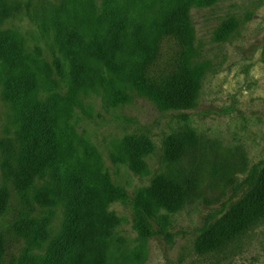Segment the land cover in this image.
Instances as JSON below:
<instances>
[{
  "label": "rangeland",
  "instance_id": "374dc122",
  "mask_svg": "<svg viewBox=\"0 0 264 264\" xmlns=\"http://www.w3.org/2000/svg\"><path fill=\"white\" fill-rule=\"evenodd\" d=\"M5 1L10 11L3 31L35 58L41 95L53 104L86 160L90 213L106 214L104 251L109 261L264 264V218L219 253L196 252L197 242L253 186L264 166V0H209L190 8L192 54L206 67L193 106L173 110L158 109L132 87L113 89L107 80L98 85L95 78L94 87L71 90L54 44L55 28L65 23L83 32L88 27L101 31L99 15L108 0ZM229 21L237 23L234 31L226 41H214V29ZM163 52L169 58L171 42ZM13 118L10 102L0 93V190L7 195L0 210V264H20L25 249L44 253L47 246L34 249L14 233L15 225L49 216L53 236L62 221V208L50 201L39 182L19 188L6 175V155L16 130ZM185 128L194 132L197 144L180 161L168 163L170 136ZM60 138L66 142L67 135ZM164 174L193 181L182 205L152 196L154 183ZM139 223L151 234H142ZM90 245V255L96 257V245Z\"/></svg>",
  "mask_w": 264,
  "mask_h": 264
},
{
  "label": "trees",
  "instance_id": "16d2710c",
  "mask_svg": "<svg viewBox=\"0 0 264 264\" xmlns=\"http://www.w3.org/2000/svg\"><path fill=\"white\" fill-rule=\"evenodd\" d=\"M204 1L209 0H108L99 15L101 31L88 27L83 32L58 23L54 44L64 60L71 90L94 87L96 78L98 85L100 80H107L113 89L115 85L132 87L160 110L193 106L206 64L192 54L189 11ZM9 11L8 3L0 0V93L10 102L16 124L5 160L6 175L19 188L39 182L50 201L62 208L60 230L53 236L49 216L14 226V233L34 249L42 243L47 245L44 253L31 249L28 253L29 248L25 249L20 264H112L104 251L106 214L90 213L92 184L86 160L72 143L66 125L59 121L53 104L42 97L43 83L35 58L3 31L2 23ZM236 24L229 21L218 25L213 40L226 41ZM166 42L173 45L169 58L163 52ZM64 134L66 142L60 138ZM170 139L165 154L168 163L180 161L184 152L197 144L189 128L173 132ZM193 185L192 180L164 174L154 183L152 196L157 194L159 200L182 205ZM6 199V191L0 190V210ZM263 218L264 166L253 186L197 242L196 252L219 253ZM139 228L142 234H151L144 223H139ZM91 242L96 245V257L90 255ZM2 249L0 236V255Z\"/></svg>",
  "mask_w": 264,
  "mask_h": 264
}]
</instances>
